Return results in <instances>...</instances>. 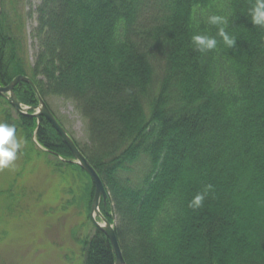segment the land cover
Returning a JSON list of instances; mask_svg holds the SVG:
<instances>
[{
	"label": "trees",
	"instance_id": "16d2710c",
	"mask_svg": "<svg viewBox=\"0 0 264 264\" xmlns=\"http://www.w3.org/2000/svg\"><path fill=\"white\" fill-rule=\"evenodd\" d=\"M39 1L31 62L21 0H0V85L27 76L46 102L75 104L88 140L67 131L106 186L100 211L126 263L264 264V27L251 20L256 0ZM212 15L227 18L235 46L223 43ZM197 34L216 37L217 47L199 51ZM14 91L23 105L39 106L30 83ZM1 123L61 157L48 161L61 174L62 166L83 172L91 210L95 185L45 117L17 112L13 121L4 112ZM208 185L202 205L190 207ZM80 244L84 264H116L102 229Z\"/></svg>",
	"mask_w": 264,
	"mask_h": 264
},
{
	"label": "rangeland",
	"instance_id": "374dc122",
	"mask_svg": "<svg viewBox=\"0 0 264 264\" xmlns=\"http://www.w3.org/2000/svg\"><path fill=\"white\" fill-rule=\"evenodd\" d=\"M39 3L21 0L18 5L26 22L31 62L38 50L33 33ZM47 102L79 142L88 140L86 121L72 101L48 96ZM31 109L35 112V107ZM4 112L17 119V109L0 97V123ZM16 138L21 145L17 158L0 169V264H84L80 240L95 230L84 190L86 184L92 187L90 179L69 166H62L61 174L48 164H59L61 157L46 153L17 129Z\"/></svg>",
	"mask_w": 264,
	"mask_h": 264
},
{
	"label": "water",
	"instance_id": "95a60500",
	"mask_svg": "<svg viewBox=\"0 0 264 264\" xmlns=\"http://www.w3.org/2000/svg\"><path fill=\"white\" fill-rule=\"evenodd\" d=\"M2 12V6L0 3V14ZM28 82L30 83L34 89L35 92L38 95L40 104L39 106L35 107V112L30 113L29 110L31 107L24 106L20 100L17 98V95L14 91V88L17 84H20L22 82ZM0 95L5 96L9 100H11L13 106L17 109L18 112L24 114V115H32L35 117L43 116L45 117L52 126L56 129V131L60 134L62 137L64 143L69 147L71 150L74 160L73 162H76L79 164L91 177L94 185H95V195L93 199V204L91 208V219L96 227L102 229L107 237L109 238L115 254H116V264H127L123 252L118 240V236L116 233V229L114 224L110 223L101 213L100 211V204L101 200L104 201L107 200L109 194L107 192L106 186L96 171V169L93 167V165L89 162L87 157L83 154V152L80 150L79 146L76 144L72 136L69 134L67 129L61 124V122L58 120L54 112L51 110L47 102L43 99V97L40 95L34 81L27 76L19 75L17 76L10 84L8 85H0ZM98 218H101L102 221H104V225L101 224L100 220Z\"/></svg>",
	"mask_w": 264,
	"mask_h": 264
},
{
	"label": "clouds",
	"instance_id": "9594fccd",
	"mask_svg": "<svg viewBox=\"0 0 264 264\" xmlns=\"http://www.w3.org/2000/svg\"><path fill=\"white\" fill-rule=\"evenodd\" d=\"M250 15L254 25L264 27V0H256ZM208 22L219 26L217 34L228 48L235 46L236 38L226 30L228 20L225 16L212 15L208 18ZM192 40L201 52L215 49L218 43L216 37L200 34L194 35ZM20 147L15 127L7 123H0V169L8 168L12 164L17 158ZM211 188L212 185H208L204 193L197 194L190 202V207H200L207 191Z\"/></svg>",
	"mask_w": 264,
	"mask_h": 264
},
{
	"label": "bare ground",
	"instance_id": "6f19581e",
	"mask_svg": "<svg viewBox=\"0 0 264 264\" xmlns=\"http://www.w3.org/2000/svg\"><path fill=\"white\" fill-rule=\"evenodd\" d=\"M98 219H99V218H98ZM100 222H101V224H103V225H104V223H105L104 221H100Z\"/></svg>",
	"mask_w": 264,
	"mask_h": 264
}]
</instances>
